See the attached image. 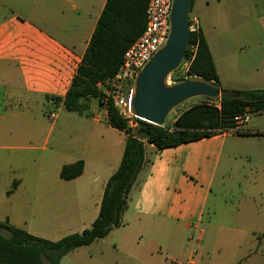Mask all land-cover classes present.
Wrapping results in <instances>:
<instances>
[{"label": "crops", "instance_id": "crops-1", "mask_svg": "<svg viewBox=\"0 0 264 264\" xmlns=\"http://www.w3.org/2000/svg\"><path fill=\"white\" fill-rule=\"evenodd\" d=\"M106 1L0 0V151L35 150L29 145L31 141L49 142L52 128L47 134L40 129V117H58L55 113V119L49 118L54 113L50 107L63 108L57 98L63 99L69 89ZM224 1L232 0L216 3ZM211 4L205 2L202 19L193 16L207 41L220 88L235 92L264 89V26L259 24L258 32L242 37L234 31L221 33L215 27L220 18L215 8L210 9ZM240 5L242 10L251 6L256 19L262 18L263 0H243ZM243 40L254 48L241 46ZM91 113V117L77 114L78 118H69L72 146L62 147L63 142L55 139L47 158L58 177L63 165L79 160L83 162L82 174L51 183L45 177L35 179L36 190L45 191L38 194L40 201L63 206L64 211L58 215L63 219L53 226L56 230H69L78 223L75 217L84 216L87 210L91 212L89 225L81 220L78 232L90 228L98 216L105 185L123 155L126 136L108 124L107 110L94 102ZM250 115L261 121L255 118L248 123ZM247 117L240 126L242 132L264 133V111ZM243 141L248 146L246 153L255 159L260 157L248 160L246 165L264 170V134L223 131L162 150L145 144L144 164L129 191L122 225L88 247L94 246L104 256L111 245L124 258L131 256L129 252L135 251L140 238H145L150 241V255L163 248L168 264H199L193 259V247L199 254L206 253V264H264V195L257 181H253L248 194L241 191L234 210H221L218 217L215 209L225 185L233 180ZM8 184L2 193L7 198L21 195L26 202L31 198L20 178L9 179ZM206 210H212V217L201 229ZM5 221L9 224V217L0 219ZM23 224L30 234V223L24 220ZM209 234L214 239L212 244H201ZM107 237L112 242H106ZM193 240L197 241L195 245Z\"/></svg>", "mask_w": 264, "mask_h": 264}, {"label": "trees", "instance_id": "trees-1", "mask_svg": "<svg viewBox=\"0 0 264 264\" xmlns=\"http://www.w3.org/2000/svg\"><path fill=\"white\" fill-rule=\"evenodd\" d=\"M147 3L148 0L106 1L69 89L63 99L57 98L62 101L65 111L91 117L92 102L102 107L97 84L114 76L124 52L142 33ZM192 6L193 0L189 13ZM184 59L189 60L188 76L221 89L213 58L200 29L189 33ZM238 93L240 97L236 99L203 98L202 102L193 104L164 126L137 119L136 125L131 127L109 104L107 122L113 129L125 134V146L118 168L105 185L98 216L90 228L58 241H50L11 227L7 221L0 222V264H60L61 259L75 249L88 246L120 227L129 191L144 164V145L150 144L162 150L199 141L233 129L236 117L264 111V89ZM82 172L83 162L79 160L63 165L59 178L69 181L79 177ZM2 231L7 234L3 235Z\"/></svg>", "mask_w": 264, "mask_h": 264}, {"label": "rangeland", "instance_id": "rangeland-1", "mask_svg": "<svg viewBox=\"0 0 264 264\" xmlns=\"http://www.w3.org/2000/svg\"><path fill=\"white\" fill-rule=\"evenodd\" d=\"M206 1L212 3L210 9L215 8V11L220 18L218 26L215 27L221 33L229 35V33L234 31L239 37H242V35H247L251 32H258L260 30L259 24L264 26V0L262 12L260 13V17H262L261 19H256V14H252L253 12L251 6L242 10L240 3H243V0H232L229 2L224 1L221 3H216L217 0H194L193 8L189 15L196 14L199 19H202L204 11L203 6ZM238 5L240 6L235 8ZM210 9H206L205 11L210 12ZM240 45L246 47L247 50L254 48V46L247 44L244 40L241 41ZM185 63L184 59L178 69L168 77V85L181 83L183 82L181 81L182 79L187 81L184 75V70L186 68ZM188 80L198 79L189 78ZM203 100V98H194L186 101L169 114L165 124H170L182 111L188 109L193 104L202 102ZM92 104H94V102H92ZM50 109L51 111H54V113H57L58 117L55 120H49L47 116L40 117V129L45 130V133L47 134L49 129L52 128L48 143L45 144L43 140H33L29 145H34L36 147L35 150L0 151V219L1 221H4L5 217H9V226L27 231V228H25L23 224V221L26 220V222L28 221L30 223L29 231L31 235L50 241H56L69 234L79 233L78 231L81 227V220H83L84 224L89 225L88 222L90 220L91 212L87 210L84 216H76L75 218L78 220V223L69 230L61 227H58V230H56L57 227H53L54 224L63 219L62 216H58L64 211L62 204H46L40 201L41 198L38 199V194L44 193L45 191L36 190L35 179L38 176L45 177L46 180L51 183L54 179L58 180L59 178L57 169H55L52 164L47 162L49 154L52 153L51 150L54 149L53 141L55 139L62 141V147L72 146L71 142H69L70 138L68 136V132L71 130L69 118H78L77 114L68 113L63 108L59 109L50 107ZM255 118H258L256 120L261 121L259 117L250 115V121L248 123L255 120ZM56 121L57 123L53 126L52 123ZM62 131L66 132L61 133ZM243 142L244 143L241 147V156L236 159V168L233 169V180L227 182V186L225 185V191L222 192L221 190L222 200H218L215 204V209L219 212L218 217L221 215V210L235 209L234 204L236 203L238 195L241 191L248 194L252 188L251 184L253 181H257L258 189H261V192L264 195V170L252 168L248 164L246 165L248 160H258L260 157L255 159L251 153H246L248 146L245 141ZM65 150L70 149L67 148ZM248 155L250 158H248ZM43 157H45L44 162L42 161ZM223 160H225V158H223L222 161ZM18 178L24 182L25 189L29 190L28 195H30L31 198L27 202L20 199L21 195L7 198L4 194H2L9 186V179ZM217 179L216 180L218 182L220 180V176H218ZM237 183H239V185H237ZM44 186L49 187L48 185ZM253 209L255 210L257 208L255 207ZM262 209L264 210V208ZM209 211L210 212L206 210L204 213L201 229L205 228V223H207V221H209L212 217V210ZM65 218L67 219V217ZM1 233L3 235L7 234L5 231H2ZM105 240L109 243L112 242L111 237H107ZM213 240L212 235L209 234L203 239L201 244H206L208 246V244H212ZM115 241L117 242L118 238H116ZM196 242V240H193L192 244L195 245ZM150 247L151 245L149 240L140 238L139 241L135 243V251L129 252L131 253V256H124V258H122L114 249H112L111 245H109L107 250L104 251V256L101 255L94 246H86L72 251L68 255L64 256L60 262L62 264H168L166 261V253L163 252V248L161 251L157 249V254L155 252L151 256L149 253ZM192 251L193 259L199 262V264H206V262H208V256L206 253L201 252L199 254L197 247H193ZM45 263L48 264L47 262Z\"/></svg>", "mask_w": 264, "mask_h": 264}, {"label": "water", "instance_id": "water-1", "mask_svg": "<svg viewBox=\"0 0 264 264\" xmlns=\"http://www.w3.org/2000/svg\"><path fill=\"white\" fill-rule=\"evenodd\" d=\"M191 3L192 0H173L168 40L136 78L132 108L134 115L141 121L164 126L169 114L190 99L240 97L238 92L218 89L204 80H187L168 85V77L180 66L189 45Z\"/></svg>", "mask_w": 264, "mask_h": 264}, {"label": "built area", "instance_id": "built-area-1", "mask_svg": "<svg viewBox=\"0 0 264 264\" xmlns=\"http://www.w3.org/2000/svg\"><path fill=\"white\" fill-rule=\"evenodd\" d=\"M172 2L173 0H148L145 9V26L142 33L124 52L122 62L114 76L97 84L101 94L102 107L107 110L108 105L111 104L119 116L126 120L131 127L136 125L138 119L132 108L136 78L146 63L165 46L168 40ZM198 29L197 17L189 15V31L196 32ZM193 51L194 48L191 49V52ZM185 62L184 75L188 80L193 77L187 75L189 60H185ZM55 117V113L49 114L50 119H55ZM247 119V114L236 117L235 127L228 131L242 132L240 126Z\"/></svg>", "mask_w": 264, "mask_h": 264}]
</instances>
